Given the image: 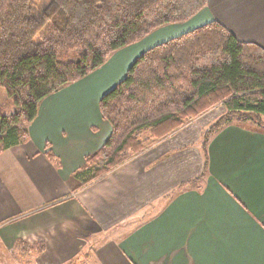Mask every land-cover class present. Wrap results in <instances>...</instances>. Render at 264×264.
I'll list each match as a JSON object with an SVG mask.
<instances>
[{
    "label": "crops",
    "instance_id": "1",
    "mask_svg": "<svg viewBox=\"0 0 264 264\" xmlns=\"http://www.w3.org/2000/svg\"><path fill=\"white\" fill-rule=\"evenodd\" d=\"M211 22L264 51V0H206L39 104L27 142L0 155L3 264L16 251L34 264H264V129L214 132L203 171L200 127L187 126L76 190L73 174L110 134L99 100L143 52Z\"/></svg>",
    "mask_w": 264,
    "mask_h": 264
},
{
    "label": "trees",
    "instance_id": "2",
    "mask_svg": "<svg viewBox=\"0 0 264 264\" xmlns=\"http://www.w3.org/2000/svg\"><path fill=\"white\" fill-rule=\"evenodd\" d=\"M205 7L206 0H0V88L14 107L0 115V155L27 142L45 98ZM216 106L224 114L201 136L203 171L214 132L232 123L264 129V51L211 22L143 52L99 100L110 134L73 174L76 190Z\"/></svg>",
    "mask_w": 264,
    "mask_h": 264
},
{
    "label": "rangeland",
    "instance_id": "3",
    "mask_svg": "<svg viewBox=\"0 0 264 264\" xmlns=\"http://www.w3.org/2000/svg\"><path fill=\"white\" fill-rule=\"evenodd\" d=\"M162 29H164V27H161L160 29H158L156 32H160ZM155 32V33H156ZM154 34V33H153ZM14 111V107L10 104V102L7 99L6 96V92L4 91V89L0 88V115H5V114H9L12 113ZM224 114V109L220 106H216L215 108H212L210 110H208L206 113L202 114L201 116H198L194 119H191L190 121H187L181 128L171 132L170 134H168L167 136L164 137V139L155 141L152 145H150L148 148H145L143 151L133 155L130 159H128L126 162L122 163L121 165H119L118 167H116L115 169H113L112 171H110L109 173H107L103 178H105L108 174H110L111 172H113L114 170H116L117 168L123 166L124 164L128 163L129 161H131L132 159H134L136 156L144 153L145 151H147L148 149H150L152 146H154L155 144L161 142L162 140H166L167 138L171 137L172 135H174L176 132H178L179 130L190 126L191 128H195L194 130H197L198 127H200V133L198 136V142L194 145L193 148H195L196 150H198L199 152L201 151V136L202 134H204L213 124H215V122H217V120ZM235 119L232 118V121H234ZM195 126V127H194ZM246 126L248 127H254V125L251 124H246ZM108 139V138H107ZM105 143V142H104ZM200 155V160H201V165L203 167L204 165V161L205 158L202 155V152L199 153ZM203 170V169H202ZM201 170V171H202ZM102 178V179H103ZM43 251V250H42ZM37 254L41 253V252H37V251H33ZM15 260L12 259V261L9 262V264H34V262H29L25 259L24 256L22 255V252H14L13 253ZM21 259V263L19 262V260ZM6 262H4L5 264ZM0 264H3V260L0 259Z\"/></svg>",
    "mask_w": 264,
    "mask_h": 264
}]
</instances>
